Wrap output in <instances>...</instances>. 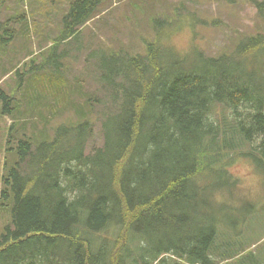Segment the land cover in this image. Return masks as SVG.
<instances>
[{
	"label": "trees",
	"instance_id": "obj_1",
	"mask_svg": "<svg viewBox=\"0 0 264 264\" xmlns=\"http://www.w3.org/2000/svg\"><path fill=\"white\" fill-rule=\"evenodd\" d=\"M249 2L262 26L218 56L201 49L177 53L161 26L176 18L150 22L155 38L143 52L108 46L100 66L103 90L118 105L106 104L101 145L89 143L94 120L85 106L76 104L78 121L58 125L50 135L41 109L59 103L56 93L46 105L35 92L23 109L19 88L1 96V114L16 118L6 131L16 140L17 157L6 160L2 180L11 224L0 235V264H264V256L252 251L227 260L234 246L244 248L238 240L210 256L220 228L233 234L219 220L205 233L185 234L208 224L198 215L211 204L225 215L239 213L223 201L226 192L241 189L231 169L238 156L264 174V80L251 75L247 63L264 53V0ZM100 3L70 1L50 46L53 56L97 15ZM16 32L0 20V48ZM31 63L8 71H16L18 86L38 70ZM37 112L43 126L38 140L28 120ZM106 228L116 233L112 243L102 234ZM168 253L171 260L162 255Z\"/></svg>",
	"mask_w": 264,
	"mask_h": 264
},
{
	"label": "rangeland",
	"instance_id": "obj_2",
	"mask_svg": "<svg viewBox=\"0 0 264 264\" xmlns=\"http://www.w3.org/2000/svg\"><path fill=\"white\" fill-rule=\"evenodd\" d=\"M100 2L99 12L93 20L82 28L81 33L64 41L53 56L49 50L42 53L38 51L50 45L51 40L46 37L55 42L60 36L63 16L69 10L70 0H0V20H8L9 25L17 30L15 39L6 47L0 48V109L1 96L10 93L11 88L13 90L22 87L17 95L22 109L28 107L30 100L35 99V92L36 97L43 99L46 105L53 102L55 93L56 98L62 99L70 95L73 101L66 102L62 107L54 101L51 109H41V113L48 120L46 129L53 135L54 128L58 125L78 121L74 104L78 107L85 106L86 115L94 120L89 143L101 145L104 142L101 127L108 111L106 104L109 102L118 105V102H113L112 99L107 101V92L104 93L103 90L104 81L102 79L101 84L98 81L100 66L103 63L101 61H104L108 46L122 48L130 53L143 52L145 44L155 38L150 22L154 19L170 20L177 17L178 22L167 25V36H173L172 41L177 53H193L198 49L208 54L222 53L231 49L241 37L256 34L259 26H262V21L249 0L219 2L100 0ZM45 59L49 62L42 65ZM32 61L38 64V70L24 78V85L18 86L15 82L16 71L4 76L15 66L24 64V68L28 69L32 66ZM247 63L250 74L258 80H264V53L258 54ZM61 77L66 80L67 85L65 83L57 85L62 83ZM115 80L120 81L117 77ZM54 89L56 91H53ZM79 91L85 92V95L78 94ZM88 98L92 100V106L86 102ZM13 102H16L15 99ZM41 118L38 112L35 118H28L30 123L34 122L36 133L38 127L43 128ZM15 120L13 116L0 118V235L11 224L10 203L2 198V179L6 170V160L14 162L17 157L16 140L12 138L9 141L6 131V127L8 129ZM9 147L15 149L6 150ZM250 160L245 156H238L235 159L231 169L239 178L241 189L237 185L223 197V201L238 206L239 213L231 212L225 215L224 211L217 209V205L211 204L206 213L198 215L206 217L208 224L202 228L193 226L186 230L185 234L190 232L202 234L219 220L227 226V231L233 232L229 234L220 228L217 242L209 251L210 256L227 249L231 242L238 244L237 240L242 241L245 246L243 249L234 246L227 260L240 252L243 259L250 251L264 256V174ZM229 219H234L235 223L230 225ZM105 230L108 233L102 234L108 243H112L116 233L111 228H106L103 232ZM164 256L171 260V254ZM127 264H134V260L130 259ZM221 264H226V260ZM237 264H250V261L244 259Z\"/></svg>",
	"mask_w": 264,
	"mask_h": 264
}]
</instances>
